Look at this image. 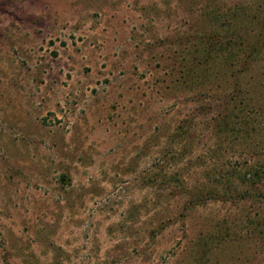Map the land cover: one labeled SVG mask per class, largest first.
Returning a JSON list of instances; mask_svg holds the SVG:
<instances>
[{
    "label": "rangeland",
    "instance_id": "obj_1",
    "mask_svg": "<svg viewBox=\"0 0 264 264\" xmlns=\"http://www.w3.org/2000/svg\"><path fill=\"white\" fill-rule=\"evenodd\" d=\"M0 264H264V0H0Z\"/></svg>",
    "mask_w": 264,
    "mask_h": 264
}]
</instances>
